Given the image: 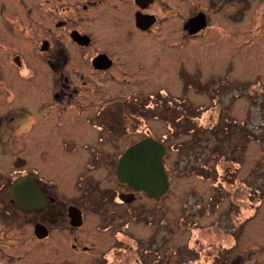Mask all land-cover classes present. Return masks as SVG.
I'll return each mask as SVG.
<instances>
[{"label":"flooded vegetation","instance_id":"1","mask_svg":"<svg viewBox=\"0 0 264 264\" xmlns=\"http://www.w3.org/2000/svg\"><path fill=\"white\" fill-rule=\"evenodd\" d=\"M202 2L203 10L193 11V0H0V141L10 137L0 142V264H48V247H82L81 230L102 229V219L114 222L144 195L116 174L129 146L151 137L175 160L176 143L165 139H176L177 126L159 116L162 97L170 110L175 98L160 85L161 62L182 48L185 66L198 35L238 39L241 21L249 24L243 34L264 24V0ZM198 13L205 27L185 31ZM160 128L167 129L164 140L150 132ZM239 148L229 146L228 160L239 162ZM255 172L250 168L242 182L254 202L264 197V175L257 185ZM21 177L43 205L17 207L11 186ZM214 211L230 238L219 246L218 263L253 260L245 241L253 237L256 210Z\"/></svg>","mask_w":264,"mask_h":264},{"label":"rangeland","instance_id":"2","mask_svg":"<svg viewBox=\"0 0 264 264\" xmlns=\"http://www.w3.org/2000/svg\"><path fill=\"white\" fill-rule=\"evenodd\" d=\"M203 7L202 0H193V11ZM240 28L238 39L194 37L185 66L182 48L161 62L160 85L175 98L170 110L162 97L159 116L177 126L176 139H165L177 149L175 160L171 150L165 155L167 193L156 200L138 193L114 222L102 219V229L81 230L82 247H48V264H60L61 256L63 264H183L185 258L186 264H221L217 251L230 238L215 222L214 210L231 209L256 210L253 237L245 241L256 257L244 264H264V197L254 202L242 184L254 166L257 185L264 175V24L250 34H243L247 20ZM164 130L150 132L164 140ZM5 137L0 142L10 141ZM229 146L240 147L238 163L228 160ZM216 191L220 198L215 195L206 206ZM83 246L91 251L81 252Z\"/></svg>","mask_w":264,"mask_h":264},{"label":"water","instance_id":"3","mask_svg":"<svg viewBox=\"0 0 264 264\" xmlns=\"http://www.w3.org/2000/svg\"><path fill=\"white\" fill-rule=\"evenodd\" d=\"M206 25L203 13L187 20L185 31L197 33ZM166 150L162 142L145 137L129 146L116 166V174L120 182L127 184L134 192H143L149 199L163 196L169 181L163 165ZM11 192L17 201V207L28 210L44 204V200L35 189H30L24 177L18 178L11 186Z\"/></svg>","mask_w":264,"mask_h":264},{"label":"trees","instance_id":"4","mask_svg":"<svg viewBox=\"0 0 264 264\" xmlns=\"http://www.w3.org/2000/svg\"><path fill=\"white\" fill-rule=\"evenodd\" d=\"M171 151H172V150H171ZM172 154H173V151H172ZM121 242H123V241H121ZM144 252H145V250H144ZM183 259H184V258H183ZM188 262H189V260L186 259V258L183 260V264H186V263H188Z\"/></svg>","mask_w":264,"mask_h":264}]
</instances>
